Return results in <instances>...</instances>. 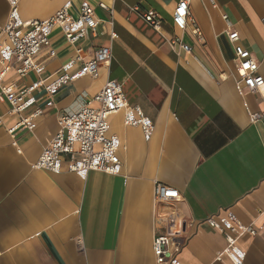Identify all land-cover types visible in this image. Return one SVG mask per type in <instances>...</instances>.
<instances>
[{
  "label": "crops",
  "instance_id": "obj_1",
  "mask_svg": "<svg viewBox=\"0 0 264 264\" xmlns=\"http://www.w3.org/2000/svg\"><path fill=\"white\" fill-rule=\"evenodd\" d=\"M66 1L19 0L18 11L25 20L46 18ZM82 1L72 0L73 13ZM89 1L101 23L97 34L79 44L87 59L99 45L112 44L110 66H101L96 76L62 83L51 94L47 85L66 72L63 66L76 53L57 28L52 46L36 57L44 66L41 72L23 76L12 61L1 80L0 86L13 85L16 91L42 80L27 91L26 97L35 100L22 115L42 113L34 128L19 125L14 137L8 128L21 116L9 100L0 99V264H157L156 181L182 196L173 202L186 220L179 260L234 264L227 255L217 259L227 238L206 218L231 211L246 224L264 222V119H251V112L264 111V105L259 92L238 91L235 43L228 35L229 25L239 31V43L264 75V0H215L216 6L211 0H190L201 34L174 25L179 0ZM100 1L115 9L113 22ZM149 9L161 16L160 30L144 18ZM9 10V0H0L1 24ZM112 28L118 32L114 40ZM173 38L187 42L191 51L173 46ZM4 68L0 63V71ZM110 77L122 82L127 99L154 122L148 137L140 125L125 124V112L111 115L109 133L122 143L121 172L95 169L83 176L34 167L58 132L60 112L90 101ZM239 244L244 264H264V232L245 234Z\"/></svg>",
  "mask_w": 264,
  "mask_h": 264
},
{
  "label": "built area",
  "instance_id": "obj_2",
  "mask_svg": "<svg viewBox=\"0 0 264 264\" xmlns=\"http://www.w3.org/2000/svg\"><path fill=\"white\" fill-rule=\"evenodd\" d=\"M217 5L215 0H211ZM9 16L4 24L0 23V63L4 70L0 71V84L11 62L18 64L17 71L23 75L31 70L41 72L44 66L37 63L36 57L45 47L52 46V35L57 28H61L65 39L70 45L76 46L75 56L63 68L65 73L57 80L47 85V90L53 94L62 83L75 81L81 75L96 76L101 66H110L113 58L112 44L99 45L90 58L84 55V47L79 44L90 33L97 34L101 20L96 16L95 4L83 0L77 13H73L72 0H67L53 15L40 19H22L18 11L19 0H9ZM98 6L109 12L113 22V6L100 1ZM133 9L139 10L138 6ZM144 18L156 29L161 28L162 18L154 9L143 11ZM227 20L228 15L225 13ZM174 25L180 29L191 28L195 34L202 30L191 14L190 0H179L173 14ZM264 23V15L262 17ZM230 40L235 43V61L237 64L236 86L238 91L245 90L259 92L264 105V75L260 73V63L252 56L251 51L239 43V31L228 27ZM110 36L114 40L118 32L112 28ZM173 46L180 45L184 50L191 51L192 47L180 38L170 41ZM51 54H55L54 49ZM78 64V67H75ZM42 84V80L21 91H16L13 85L0 86V99L9 100L11 110L21 116L16 126L8 128L15 137V129L19 125L29 128L36 126L35 118L42 111L37 109L29 116H23L25 107L33 103L34 97H26L28 90ZM263 89V91H261ZM96 104H92V102ZM53 101L51 100L50 103ZM118 111L125 112V124L140 125L145 134L150 137L154 122L143 111L140 105L131 103L124 94L122 82L110 77L103 88L93 95V98L82 103L77 110L60 112L59 129L50 142L43 147L38 160L33 164L37 168H47L60 173L63 170L87 175L91 170H102L107 173H119L123 163L119 155L122 147L121 139L117 134H110V117ZM252 120L264 119V111L251 112ZM0 123L2 118L0 117ZM16 143V141H14ZM155 197V224L156 232L153 248L157 264H183L178 254L183 249L185 239L183 234L186 220L173 206V202L182 198L180 191L161 181H156L153 190ZM226 215H212L206 221L215 228L221 229L227 238L226 247L218 253L217 259L227 255L232 263L244 264L245 250L239 244V239L245 234L256 235L264 232V222L260 225L251 222H242L235 212L227 211Z\"/></svg>",
  "mask_w": 264,
  "mask_h": 264
}]
</instances>
